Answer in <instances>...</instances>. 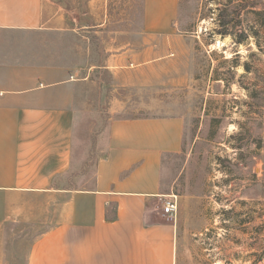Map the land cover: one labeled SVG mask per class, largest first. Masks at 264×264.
Instances as JSON below:
<instances>
[{"label": "crops", "instance_id": "crops-1", "mask_svg": "<svg viewBox=\"0 0 264 264\" xmlns=\"http://www.w3.org/2000/svg\"><path fill=\"white\" fill-rule=\"evenodd\" d=\"M175 9L146 0L140 47L129 37L102 48L88 70L135 85V64L152 67L175 48ZM56 14L52 0H0V264H176L163 163L183 147L184 118L110 117L92 175H82L76 99L87 76L55 34L104 21L69 25Z\"/></svg>", "mask_w": 264, "mask_h": 264}, {"label": "rangeland", "instance_id": "rangeland-1", "mask_svg": "<svg viewBox=\"0 0 264 264\" xmlns=\"http://www.w3.org/2000/svg\"><path fill=\"white\" fill-rule=\"evenodd\" d=\"M52 1L69 25L104 21L55 34L87 76L76 99L82 175H92L110 117L181 115L183 147L163 163L165 199L178 204L176 264H264V0H176L175 48L157 65L135 64L129 86L88 67L129 37L140 47L146 0ZM222 11L236 22L225 35Z\"/></svg>", "mask_w": 264, "mask_h": 264}, {"label": "trees", "instance_id": "trees-1", "mask_svg": "<svg viewBox=\"0 0 264 264\" xmlns=\"http://www.w3.org/2000/svg\"><path fill=\"white\" fill-rule=\"evenodd\" d=\"M257 14H261V12H258ZM234 17L229 18L227 14H225V11H222L218 14V25H219V33L225 35L227 34V28L229 25H234ZM245 34L243 33V30H239L238 36H235V41L238 43H241L244 40Z\"/></svg>", "mask_w": 264, "mask_h": 264}, {"label": "built area", "instance_id": "built-area-1", "mask_svg": "<svg viewBox=\"0 0 264 264\" xmlns=\"http://www.w3.org/2000/svg\"><path fill=\"white\" fill-rule=\"evenodd\" d=\"M178 204L175 198H171L164 201L163 213L167 219H175V214L177 213Z\"/></svg>", "mask_w": 264, "mask_h": 264}]
</instances>
